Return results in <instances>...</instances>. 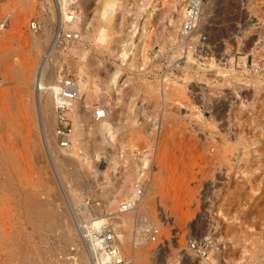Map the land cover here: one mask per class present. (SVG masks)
<instances>
[{
    "label": "rangeland",
    "instance_id": "obj_1",
    "mask_svg": "<svg viewBox=\"0 0 264 264\" xmlns=\"http://www.w3.org/2000/svg\"><path fill=\"white\" fill-rule=\"evenodd\" d=\"M187 1L120 0L104 21L101 0H79L81 23L66 28L82 39L48 57L55 79L88 86L64 148L56 100L46 126L48 86L36 79L56 30L54 0H0V19L11 20L0 38V209L18 210L0 219V264H90L84 235L107 218L135 264H264V0H205L180 41ZM131 198L145 217L123 211ZM148 226L157 241L141 238ZM189 240L206 242L209 257L196 260Z\"/></svg>",
    "mask_w": 264,
    "mask_h": 264
},
{
    "label": "built area",
    "instance_id": "obj_2",
    "mask_svg": "<svg viewBox=\"0 0 264 264\" xmlns=\"http://www.w3.org/2000/svg\"><path fill=\"white\" fill-rule=\"evenodd\" d=\"M205 0H188L184 6L183 19L178 33L180 41H186L197 29L200 19L204 11ZM65 7L62 14L63 24H71L80 20L79 0H59ZM10 15L0 19V38H2L10 26ZM29 28L33 33L41 30V23L37 19H32L29 23ZM82 30L80 28H66L60 26L55 30L52 42L47 49L46 57H51L55 51L64 50L71 43L78 42L82 39ZM45 57V58H46ZM59 90L55 103V111L57 115L55 135L60 145L64 148L71 147L73 136V121L72 113L74 104L80 95V88L77 81L63 75L59 80ZM107 116L104 108L96 109L94 117L98 120L104 119ZM136 201L134 198L129 199L122 205L123 211H129L135 208ZM159 229L154 226L145 227L142 230L141 238L157 241ZM86 242L93 244L94 249L90 250V255L93 264H135L133 258H127L122 249L121 237L113 226L111 218L95 230H91L87 236ZM138 240H135L134 245H138ZM189 250L194 254L196 260L206 256L208 246L206 242L199 243L193 240L188 241Z\"/></svg>",
    "mask_w": 264,
    "mask_h": 264
},
{
    "label": "bare ground",
    "instance_id": "obj_3",
    "mask_svg": "<svg viewBox=\"0 0 264 264\" xmlns=\"http://www.w3.org/2000/svg\"><path fill=\"white\" fill-rule=\"evenodd\" d=\"M119 2H120V0H101V2H100V4H99V14H100V18L102 19V20H104V21H106V20H110V18H113V15H115V13H116V8L118 7V4H119ZM236 2L238 3V5H241V4H243L244 6H248V7H251L252 5H253V2H254V0H236ZM54 4L56 5L55 7V9H56V18H57V21H56V28L55 29H58L60 26H64V27H67V24H63V18H62V14H63V12L65 11V7L63 6V4L61 3V2H59V0H54ZM174 4V3H173ZM205 7H206V1H204V11H203V14L202 15H204L205 14ZM174 9H176V8H174ZM177 10V9H176ZM181 12H183L184 13V7H182L181 8ZM175 13H176V11H175ZM80 23H81V20H77L76 22H74V24L75 25H80ZM249 27V26H248ZM258 48L257 47H252V48H250L249 50H257ZM185 58H186V61H187V63L189 64V62L190 61H193V58H192V56H191V53L188 51V53H187V55L185 56ZM186 63V64H187ZM258 66V65H257ZM40 68H39V70H38V74H37V86L38 87H45V86H48V91L49 92H47V93H49L48 94V96H46V97H42L41 98V107L43 108V112H44V116H43V122H44V124L46 125V126H48V118L46 117L47 116V105L51 102V100L53 101V99L54 100H57V94H58V90H59V81L57 80V79H55V75L53 74V71H51L50 70V68H49V58H44L43 60H42V62H41V64H40V66H39ZM255 70L257 71V73H261L260 71H262V70H259L258 69V67L257 68H255ZM236 73V72H235ZM48 80V81H47ZM87 81H85V80H80V82H77L78 83V85H79V88H80V95H79V97L78 98H81V96L84 94V92L87 90V88H88V86H87V83H86ZM86 93V92H85ZM56 98V99H55ZM74 108L75 109H79L80 108V104H79V102L77 101V103L74 105ZM50 120V119H49ZM101 128L103 129V130H106V132L110 135V136H112L113 135V133H114V130L112 129V127H111V125L110 124H108L107 122H103L102 124H101ZM144 164H146V160H144ZM2 167V166H1ZM75 171V170H74ZM3 172H4V170H3ZM5 174V173H4ZM75 176H76V173L74 174ZM1 182V181H0ZM1 187H3V186H1L0 185V188ZM71 187V186H70ZM66 189V188H65ZM71 190V189H70ZM2 192V191H1ZM4 192V191H3ZM71 193H72V191H71ZM15 194V192H12V196ZM74 194V193H73ZM72 194V195H73ZM6 196H8V194H5V197ZM10 196H11V193H10ZM4 198V197H3ZM7 198V197H6ZM138 203H140V202H138ZM34 204V203H33ZM34 205H36V204H34ZM142 205L143 204H137V205H135V208H133V209H131L129 212H127V213H133V211H134V209H137V213L139 214V216L138 217H140V216H142L143 214L141 213L140 214V212H141V210H142ZM4 206V205H3ZM2 206V207H3ZM38 206V205H37ZM34 207V206H33ZM7 209V208H6ZM53 209V208H52ZM51 209V210H52ZM51 210H49V211H51ZM55 210V209H54ZM79 211V210H78ZM16 212H18V210L17 211H13V210H10L9 209V211L8 210H4V209H0V219L2 218H5V217H7V216H12V215H14V213H16ZM52 212H54V211H52ZM80 212V211H79ZM82 212V211H81ZM50 213V212H49ZM55 213V212H54ZM126 213V214H127ZM136 213V212H135ZM20 214V213H19ZM53 214V213H52ZM57 214H58V212H57ZM80 214V213H79ZM78 214V215H79ZM55 215H56V213H55ZM127 215H129V214H127ZM60 216V215H59ZM144 216V215H143ZM54 217V216H53ZM56 217H57V219H56ZM145 217V216H144ZM9 218H11V217H9ZM56 220H58V218H60V217H58V216H55L54 217ZM132 218H133V216L130 214L129 216H126V218L124 217V218H122V220H123V222H124V224H128V223H130V221H133L132 220ZM141 218V217H140ZM53 219V218H52ZM141 220V219H140ZM3 221V220H2ZM46 221V220H45ZM83 221V220H82ZM81 221V222H82ZM57 222V221H56ZM43 223H45V222H43ZM47 223V222H46ZM57 223H59V222H57ZM61 223V222H60ZM59 223V224H60ZM95 224H100V223H102L101 222V220H99V221H97V222H94ZM4 224H5V221H4ZM3 223H2V226L4 225ZM42 224H40V226H41ZM57 225V224H56ZM56 225H54V223H52V221H49V226H47L46 228H47V230H49V231H54V229H56ZM43 226V225H42ZM101 225H99V226H97V227H93L94 229H92V230H95V228L96 229H98L99 227H100ZM6 227V226H5ZM4 227V228H5ZM36 227H37V225H36ZM3 228V229H4ZM14 228V227H13ZM41 228V227H40ZM43 228V227H42ZM57 228H58V226H57ZM63 228V227H62ZM87 228V227H86ZM39 229V228H38ZM64 229V228H63ZM68 230V229H67ZM67 230H65L64 232H63V230H61V232H63V234L61 235V238H63L66 242H69L72 238H71V235H70V233H69V231H67ZM46 231V230H45ZM91 231V229L89 230V231H86V232H90ZM6 232H8V230L6 231ZM1 233V232H0ZM13 233V232H12ZM8 234H9V232H8ZM7 236V235H6ZM87 236H88V234H86V235H84V239L85 240H87ZM1 237V236H0ZM120 237L122 238V235L120 234ZM84 244V243H83ZM91 249H94V245L93 244H88V247H87V250H88V252H89V255H84L83 257H82V262L83 263H88L89 261H90V264H93V262H92V259H91V255H90V250ZM89 257V258H88ZM161 257V256H160ZM200 259H203V258H200ZM68 262V261H67ZM205 263H208L206 260H202V262L200 263V264H205Z\"/></svg>",
    "mask_w": 264,
    "mask_h": 264
}]
</instances>
